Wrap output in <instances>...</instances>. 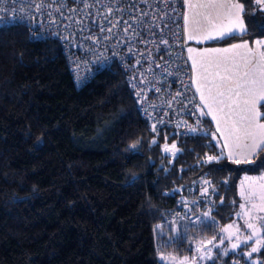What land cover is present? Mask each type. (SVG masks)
<instances>
[{
  "label": "trees",
  "instance_id": "obj_1",
  "mask_svg": "<svg viewBox=\"0 0 264 264\" xmlns=\"http://www.w3.org/2000/svg\"><path fill=\"white\" fill-rule=\"evenodd\" d=\"M239 1L247 31L213 41L264 36V10L256 0ZM258 107L264 123V101ZM162 128L179 149L172 157L161 151ZM250 159L236 164L206 131L184 137L167 126L153 131L117 65L75 85L56 38L34 37L20 23L0 26V264H164L163 257H191L197 241L242 221L238 182L244 173L264 172V150ZM190 184L207 189L199 218H168L188 204L183 186ZM246 248L215 250L198 264H228L237 255L264 264V243L251 256Z\"/></svg>",
  "mask_w": 264,
  "mask_h": 264
},
{
  "label": "built area",
  "instance_id": "obj_2",
  "mask_svg": "<svg viewBox=\"0 0 264 264\" xmlns=\"http://www.w3.org/2000/svg\"><path fill=\"white\" fill-rule=\"evenodd\" d=\"M184 8L185 0H0V26L20 23L34 37L56 38L75 85L117 65L141 117L177 137L195 136L206 127L191 84ZM198 186H183L188 204L168 218H199ZM228 264L247 263L237 255Z\"/></svg>",
  "mask_w": 264,
  "mask_h": 264
},
{
  "label": "snow or ice",
  "instance_id": "obj_3",
  "mask_svg": "<svg viewBox=\"0 0 264 264\" xmlns=\"http://www.w3.org/2000/svg\"><path fill=\"white\" fill-rule=\"evenodd\" d=\"M257 5L264 6V0H256ZM191 16L185 15V26L188 32L189 40H214L232 36L239 32L241 34L247 31L243 19L244 5L241 3H219L216 0H208L205 3H192L191 0H185ZM43 5H37V10ZM144 15H147L146 13ZM195 24V28L191 25ZM260 30L264 31V24H261ZM125 32L128 31L126 27ZM111 31V29H109ZM162 43L167 44L164 40ZM255 47H250L247 41L243 43L231 44L227 48H212L198 51L194 48H188L189 59L192 61V67L199 72V77L194 79L197 84V91L200 92V99L209 112H224L228 110V116L234 117L230 122H226L225 131L221 135L225 136V147L229 148L228 158L236 164L251 163L250 157L258 154L259 150H264V123L260 122L261 112L258 103L264 101V40H255ZM243 50V51H240ZM131 51V49H129ZM200 81H203L201 83ZM159 91V89H157ZM207 91L208 95H205ZM140 96V92L136 93ZM179 95V93H177ZM175 99V97H174ZM214 105H218L214 109ZM217 120V130L220 131V118L213 115ZM162 122V121H161ZM156 126H152L155 131ZM192 131H196L195 128ZM228 141H231L229 143ZM139 141L130 145L131 149H136ZM155 143V140H153ZM165 152H171L173 155L179 149L176 144L164 145ZM207 161L218 160V156H207ZM135 179V176L132 177ZM264 181V176L259 178ZM208 184L209 181H204ZM207 192V189H204ZM241 196L246 200L252 201L259 199V204L253 203L252 209L264 212V184L255 187L249 185L247 194L245 189L241 188ZM244 209L245 205H241ZM249 214V213H246ZM208 216L209 213H203ZM264 221V217H256ZM246 227L251 229V235L244 238L245 242L256 236V246L246 255L251 256L259 250V246L264 240L259 238L257 225L246 222ZM233 229L228 225L222 231L229 232V238L236 234L239 229ZM237 243H233V249L239 246L240 237L236 236ZM212 243L211 240L208 241ZM223 243V241H221ZM210 253L206 252L205 255ZM181 264H187V258L181 261Z\"/></svg>",
  "mask_w": 264,
  "mask_h": 264
},
{
  "label": "rangeland",
  "instance_id": "obj_4",
  "mask_svg": "<svg viewBox=\"0 0 264 264\" xmlns=\"http://www.w3.org/2000/svg\"><path fill=\"white\" fill-rule=\"evenodd\" d=\"M192 3L196 4V3H205L208 2V0H191ZM216 2L219 3H241L239 0H216ZM257 4V3H256ZM259 9H263L264 10V6L261 5H257ZM186 8V10H185ZM185 8H184V13L185 15H189L191 16L190 10L187 8L186 4H185ZM192 28H195V24L191 25ZM184 32L186 33V36H188V32L186 31V26L184 27ZM208 43V42H207ZM210 43H214V42H210ZM194 49H197L198 51H202L204 49H198V45L194 43ZM189 48V45H188ZM213 47L210 46L207 49H212ZM216 48H221L220 46L216 45ZM242 51V50H240ZM189 56V53H188ZM189 61V60H188ZM192 71L194 74V79H197L199 77V72L197 70H194L192 67ZM201 83H203V81H200ZM193 86L194 89L197 93V98H198V103H197V109L198 111L204 115H208L207 117H210L212 119L210 120V128L211 130L208 131V129L206 130L207 133H209L211 135V140L217 145V147L220 149V152L222 155H225L226 157H228V151L229 148L225 147V136L221 135V131H225L226 128V122H230L231 119H233L234 117H230L228 116V110L227 108H225L224 112H209V109L207 107H205L204 103L201 101L200 99V92L197 91V84L194 82L193 80ZM205 95L207 96L208 93L207 91H205ZM214 109L218 107V105H214L213 106ZM208 113V114H207ZM213 115H216L218 118H220V131L217 130V120L213 119ZM206 117V118H207ZM229 143H231V141H228ZM165 143H167L169 146L172 145L173 143H175L168 135V132L166 131L165 128H162V138H161V151L162 153L168 154L170 157L173 156V154L171 152H165L164 151V145ZM177 147V145H176ZM178 148V147H177ZM176 154V153H175ZM251 158V157H250ZM261 176H264V172L261 174H249V173H244L241 175L239 182H238V194L241 197V203H240V207L239 210L237 212L238 218L237 219H242V221H238V223H232V224H227L224 227L221 228L224 229L226 228L228 225H232L233 229H230L229 231H234L235 229H239V231L236 232L235 235L231 236L229 238V232H225V231H221L219 233V235L217 237H213V238H209L207 240H199L195 243V253L191 256V257H178L177 259H167V258H161V260L163 261L164 264H181V261H184L185 258H187V264H198L204 260H207L208 258L212 257V255L214 254L215 250H220V251H225V249H228L229 251L231 250H236L240 247H242L243 244H246L247 248L245 251V256L248 252L251 251V248L256 246V236H253L251 240H247L245 242L244 238L246 236L251 235V229H248L246 227V222H251L257 225V228L259 230V238L263 240V234L261 231V222L262 220H258L256 219V217H262L264 215V212H260L258 210H254L252 209V204L256 203L259 204V199H255L252 201H248L246 200L243 196H241V188H242V182H243V187L245 189V193L247 194V190L249 188V185H253L255 187H259V185L264 184V181L259 180V179H245L247 178H259ZM245 205V208L242 209L241 205ZM249 213V214H246ZM241 224L243 226H241ZM236 236L240 237V241H239V246L235 249H233L231 247V245L233 243H237V239ZM211 240L212 243L209 244L208 241ZM221 241H223V243H221ZM210 253L208 255H205L206 252Z\"/></svg>",
  "mask_w": 264,
  "mask_h": 264
},
{
  "label": "crops",
  "instance_id": "obj_5",
  "mask_svg": "<svg viewBox=\"0 0 264 264\" xmlns=\"http://www.w3.org/2000/svg\"><path fill=\"white\" fill-rule=\"evenodd\" d=\"M186 10V8H185ZM184 17H185V13H184ZM184 27H185V19H184ZM185 34V37L187 38L188 40V45H189V48H195L194 47V43L198 45V49H207L209 48L210 46H212L213 48H216V45L217 46H220L221 48H227L229 47L231 44H236V43H243L245 41H247L250 45V47H255L254 45V41L255 40H264V36H256V37H253V38H240V39H236L234 41H230L228 43H219V42H215L213 40H207V41H200V40H189L188 39V36H186V33L184 32ZM218 39V38H216ZM215 40V39H214ZM208 42V43H207ZM210 42H214V43H210ZM264 50V49H262ZM243 51V50H242ZM187 55H188V49H187ZM188 63H189V66H190V70H191V78H192V84H193V80H194V74H193V71H192V61L189 59V56H188ZM194 85V84H193ZM194 87V86H193ZM260 103V102H259ZM258 103V104H259ZM208 114V113H207ZM202 115L204 117H207L208 115H204L202 113ZM209 119H212L210 117H207V120L210 122ZM260 122L263 123V121L261 120L260 118Z\"/></svg>",
  "mask_w": 264,
  "mask_h": 264
}]
</instances>
